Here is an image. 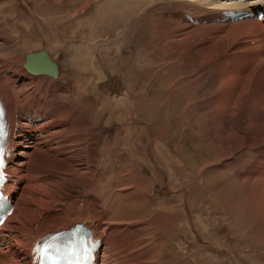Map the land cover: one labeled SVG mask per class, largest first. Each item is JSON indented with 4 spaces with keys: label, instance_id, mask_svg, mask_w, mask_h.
<instances>
[{
    "label": "rangeland",
    "instance_id": "1",
    "mask_svg": "<svg viewBox=\"0 0 264 264\" xmlns=\"http://www.w3.org/2000/svg\"><path fill=\"white\" fill-rule=\"evenodd\" d=\"M129 1L132 5V0H110L107 6H84L81 0H0L1 62L45 49L59 66L57 80L44 77L58 83L57 89L47 82L38 88L26 81L20 101H34L45 90L46 106L54 112L61 104L74 107L78 94L81 109L72 111L86 121L88 130L108 138L105 151L117 128L128 136L118 150L122 158L110 157L100 172L101 177L112 175L108 181L118 206L110 221L111 247L100 254L102 264H264V183L259 182L264 176H247L252 159L225 146L231 143L229 132L245 137L242 120L264 119V99L262 117L257 113L260 103L249 111L253 94L243 99L242 114L234 120L239 129L228 126L226 115L212 120L205 111L208 92L217 73L228 79L236 73L237 60L227 53L234 43L224 49L225 35L211 36L206 28L196 30L190 44L189 33H173L176 27H168L164 17L172 19L170 10H188L186 0L155 4L152 11L140 7L134 16L127 14L133 11ZM179 3H184L181 8ZM203 42L206 47L193 50ZM199 59L208 68L193 70L189 80V70ZM17 71L13 67L10 73ZM189 83L195 85L192 101L201 102L191 114ZM227 87L240 84L234 81ZM154 138L161 139L156 143ZM159 142L160 150L169 151L167 165L156 162L153 147ZM74 164L84 173L82 158ZM24 181V189L32 187L28 178ZM99 190L94 191L98 200L106 195ZM119 194L121 199H116ZM62 198L54 206L65 210Z\"/></svg>",
    "mask_w": 264,
    "mask_h": 264
},
{
    "label": "bare ground",
    "instance_id": "2",
    "mask_svg": "<svg viewBox=\"0 0 264 264\" xmlns=\"http://www.w3.org/2000/svg\"><path fill=\"white\" fill-rule=\"evenodd\" d=\"M168 1L169 0H132V5H130L129 1L128 6H132L131 9H133V11L127 12V14L136 15L140 12V7H147L150 9L149 11H152V9H155V4H166ZM173 1L184 2L185 0ZM186 1L188 10L179 9L176 11L175 9V11L173 10L175 12H173V14L171 10V12L168 11L172 19H168L164 15V22L169 25L168 27H176L173 33H179V31L189 33V44L195 40L192 34L200 28H206V32L209 35L214 34V37L225 35L227 44L224 49L234 43L230 49L227 50V53L232 54L237 60L236 73L234 72L235 74L233 76L232 73L229 79L223 78L220 76V73H217L213 83L214 88L211 89L210 92L207 91L209 96H207L208 99L206 98L207 107L205 111L211 115L212 120H214L216 116L226 115L229 119V123L227 122L228 126H233V129H239L240 126L234 123V120L242 114L241 104L243 99L253 94L251 96L249 111L251 110L253 112L254 108L252 109V106H257V104L260 103L257 113L262 117L260 108L262 100L264 99V22H259L255 18L234 22H217V20L222 18L223 13L229 11L240 12L242 14L255 13L258 10L264 12V0ZM81 2L84 6H89L91 3H95L98 6H107L110 0L106 2H104V0H81ZM180 4L184 3H179L177 6L180 7ZM116 7L115 5L114 9H116ZM164 10L166 9L164 8L163 11ZM183 13L190 16L193 21H197L198 25H193L187 21ZM207 24H212L213 26H204ZM243 42H249V44ZM198 44L193 50H198L202 46L206 47L207 42ZM189 46L191 47V45ZM7 52H12V50L9 49ZM236 56H238V58ZM24 59L25 56L20 58L17 57L9 62L2 63L0 57V69H4L0 70V99L6 108L8 121L13 129L12 140L10 142L13 151L9 159L8 172L15 184L24 178H28L30 183L33 184L32 187L26 186L24 189L19 183L17 188L11 186L8 190L14 199V210L0 228V264H31L32 258L30 257V251L37 242V239L47 234L70 231L76 224H83L91 228L94 230L96 237L99 240H103V255L104 252H106V247H111L108 239L112 228L110 221L111 218H113L111 216L114 215L118 206L113 202L114 191L111 187V183L108 181L112 175L110 174L111 176L109 178L106 176L101 177L100 172L103 170L102 167L109 162L108 159L110 157L118 160L122 158L118 150L121 145L127 143L128 136L125 135L126 133H123L121 128H117L113 134L112 142L109 146L110 149L105 151L109 144L108 138L106 136H100L90 129L88 130L89 126H86V121L84 120L83 122L81 118L74 115L75 113L72 111L74 107L76 109H81L78 94L73 98L74 107L69 105L68 109V106L61 104L62 106L60 105L54 112L46 106L45 97L48 95L45 96L47 94L45 90V94H38L37 99L34 101L24 100L21 102L20 96H23L26 92L23 89V85L26 81L35 83L38 88L42 87L43 84L45 86V82H47L46 85L50 84L55 87V89L58 87V83L51 82L43 76L35 78L27 74L23 70ZM199 60L200 61L196 62V64L194 63L195 66L189 70V80L194 72L196 73L202 70L205 66L206 69L208 68L209 63H206V61L203 62L202 59ZM89 62L88 59V63ZM13 67L18 71L10 73ZM193 70L196 71L193 72ZM234 81L239 82L240 87L234 89L228 88L227 85ZM14 85L19 86V90H15ZM191 85L192 84L189 83L188 102L190 110L195 107L196 103H201L196 98H194V102L192 101L191 98L193 96H191V92L195 85L192 87ZM238 95L241 97V100L240 97L238 99ZM25 97H28V95H25L24 98ZM89 106L91 107V105ZM190 110L189 114L194 113V109L193 111ZM31 113L35 115L34 122H36V119L40 118V123L36 124L27 120V115ZM242 124L245 137L241 138L238 134L229 132L227 136L231 139L229 140L231 143L229 145L228 142L225 144L226 150L229 151L227 147L230 146V153H242L244 158L248 157L252 159L253 163L250 166L251 168L247 176H264V119L262 120V118H260L256 123H252L249 120H242ZM86 132L88 133L85 135ZM86 137L88 140H86ZM160 139L154 138L153 141L157 143ZM225 140H227V138ZM218 142L220 143V140H218ZM154 146L153 152L156 162L161 161L162 164L167 165L169 151L167 153V151L160 150V142ZM69 148L72 149L70 152H68ZM76 158L83 159V166L81 167L84 173H81L80 168L74 164ZM97 158H101L98 166L96 162ZM111 164L113 163L111 162ZM168 164L170 165L169 162ZM233 164L235 165V163ZM45 166H51V169L48 171L43 168ZM91 167H94V169ZM121 172L122 170L120 171V175ZM114 173L115 172L112 174ZM114 178L117 179L118 177ZM259 182L264 183V179L259 180ZM99 187L106 195L103 197L101 196L102 198L99 197L98 200L94 195V191L100 192ZM73 191H76L78 194L74 196L72 194ZM120 194L116 199L120 198ZM131 196L132 195L129 194L127 197ZM62 197H64L67 202V205H64L66 207L65 210L57 209L54 206L57 201H62ZM121 198L124 200L125 196L122 194ZM79 202L80 205H78ZM125 209L127 210V208ZM53 212L56 213L54 214ZM171 222H173V220ZM117 225L129 227V224H122L120 222H118ZM157 261L158 260L146 263L156 264L158 263ZM143 263L145 262H140L138 264Z\"/></svg>",
    "mask_w": 264,
    "mask_h": 264
},
{
    "label": "water",
    "instance_id": "3",
    "mask_svg": "<svg viewBox=\"0 0 264 264\" xmlns=\"http://www.w3.org/2000/svg\"><path fill=\"white\" fill-rule=\"evenodd\" d=\"M23 68L32 76L44 75L57 79L59 74L57 64L44 49L25 55Z\"/></svg>",
    "mask_w": 264,
    "mask_h": 264
},
{
    "label": "snow or ice",
    "instance_id": "4",
    "mask_svg": "<svg viewBox=\"0 0 264 264\" xmlns=\"http://www.w3.org/2000/svg\"><path fill=\"white\" fill-rule=\"evenodd\" d=\"M0 151H2V150H0ZM2 164H3V160L0 159V166H2Z\"/></svg>",
    "mask_w": 264,
    "mask_h": 264
}]
</instances>
